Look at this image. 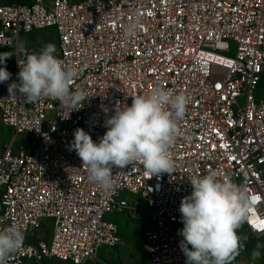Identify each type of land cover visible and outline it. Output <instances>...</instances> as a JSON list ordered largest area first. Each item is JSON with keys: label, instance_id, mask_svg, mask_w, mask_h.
<instances>
[{"label": "built area", "instance_id": "obj_1", "mask_svg": "<svg viewBox=\"0 0 264 264\" xmlns=\"http://www.w3.org/2000/svg\"><path fill=\"white\" fill-rule=\"evenodd\" d=\"M136 13L141 28L126 39L122 26ZM49 29L54 55L78 71L73 88L90 96L72 110L52 98L34 104L18 91L0 94V123L10 132L0 137V229L15 224L24 234L7 264L96 261L101 248L122 244L120 216L144 222L146 264H186L181 200L193 191L190 178L211 170L247 189L253 204L240 228L264 244V98H255L264 78V0L3 4L0 52H13L14 82L18 62L44 47L31 36ZM156 86L188 99L170 149L175 170L148 179L140 164L113 167L114 187L105 192L71 148L74 132L98 142L118 105Z\"/></svg>", "mask_w": 264, "mask_h": 264}, {"label": "clouds", "instance_id": "obj_2", "mask_svg": "<svg viewBox=\"0 0 264 264\" xmlns=\"http://www.w3.org/2000/svg\"><path fill=\"white\" fill-rule=\"evenodd\" d=\"M141 25L142 16L136 13L123 24L124 37L134 39ZM55 53V45L49 43L39 53L28 54L22 64L18 62L19 83L9 84L10 95L18 91L26 102L34 104L52 98L62 106L78 109L76 106L90 95L73 88L77 69L67 67ZM11 56L13 52L0 53V64L6 65ZM10 78L6 66L0 67V83ZM131 97L130 106L118 105L115 114L106 120L107 131L98 142L81 128L74 132L71 148L82 160L88 180L105 192L114 187L113 167L140 164L148 179L171 174L176 167L170 149L180 135L178 124L185 117L188 99L183 93L175 94L161 86ZM190 182L193 191L182 198L179 208L183 223L180 247L186 264H232L247 240L238 229L252 207L250 194L243 185L216 170L192 176ZM23 241L24 234L17 225L0 229V264H7ZM261 249L264 244L258 243L251 252L252 260L260 259Z\"/></svg>", "mask_w": 264, "mask_h": 264}, {"label": "rangeland", "instance_id": "obj_3", "mask_svg": "<svg viewBox=\"0 0 264 264\" xmlns=\"http://www.w3.org/2000/svg\"><path fill=\"white\" fill-rule=\"evenodd\" d=\"M71 2H77L81 0H70ZM19 3L24 4L26 0H10L7 3ZM3 5V4H0ZM56 36L52 29L43 30L36 32L31 36L33 43L38 46H45L49 43L54 44ZM2 53V52H0ZM11 73V78L9 81L0 83V91H8L9 84L15 81V73L12 67L11 59L8 58L5 64H0V67H5ZM255 98L259 100L264 98V78H262L258 84V87L255 91ZM9 130L6 129L2 123H0V137L3 141L8 140ZM118 224L120 229V235L122 238V244L117 248H106L103 247L98 252V259L96 261L90 262L88 264H146L145 253L143 248L142 241V232L144 228V222L141 220L133 221L127 218L126 216H120L119 218L114 219ZM45 229L44 238L46 241H49L50 238V222ZM238 233L242 237H246L245 247L242 248L239 252V255L236 256L234 261L239 259H245L253 264H264V254H261L260 259L252 260L251 252L254 247L257 245V241L249 235V233L243 228L238 229ZM262 253V252H261ZM42 264H70L54 260H45Z\"/></svg>", "mask_w": 264, "mask_h": 264}, {"label": "crops", "instance_id": "obj_4", "mask_svg": "<svg viewBox=\"0 0 264 264\" xmlns=\"http://www.w3.org/2000/svg\"><path fill=\"white\" fill-rule=\"evenodd\" d=\"M8 1H10V0H0V4H4V3H7ZM28 0H26V2H27ZM7 92V91H6ZM2 93H5V91H0V94H2Z\"/></svg>", "mask_w": 264, "mask_h": 264}]
</instances>
